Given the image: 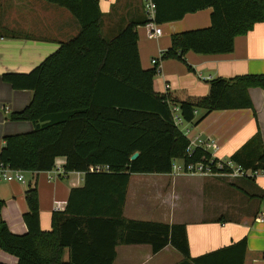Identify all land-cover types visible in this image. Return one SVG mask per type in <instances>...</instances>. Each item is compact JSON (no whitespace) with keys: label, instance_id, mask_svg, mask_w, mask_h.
<instances>
[{"label":"trees","instance_id":"trees-1","mask_svg":"<svg viewBox=\"0 0 264 264\" xmlns=\"http://www.w3.org/2000/svg\"><path fill=\"white\" fill-rule=\"evenodd\" d=\"M47 1L70 10L81 29L29 73L4 74L14 88L33 90L30 104L12 113L11 118L30 120L34 128L5 136L0 166L24 172L47 171L54 168L57 157L64 156L65 171L86 172V184L72 191L65 212L53 214L52 230L47 232L40 224L36 183L26 191L25 234L10 231L2 217L5 201L0 198V249L16 256L18 264H62L65 247L70 249L69 264H112L118 243H148L154 252L171 244L184 255L181 264H245L246 239L192 258L185 224L139 221L122 215L132 173H170L177 159L208 162L211 158L203 148L187 153L190 139L176 124L171 101L154 91L157 64L148 69L142 66L136 28L146 24L147 17L143 22H131L108 39L102 35L99 0ZM154 1L158 24L212 7L211 24L172 34L171 46L162 58H183L188 51L229 53L237 36L264 22V0ZM208 83V113L251 108L249 90L264 89V74L217 77ZM176 102L184 122H192L202 106L190 100ZM136 152L139 156L131 160ZM230 160L244 170L264 171L261 132ZM97 165H108L110 170H91ZM80 196L89 199L77 207L75 200ZM103 227L113 231L108 252L92 247L103 243L97 234ZM83 246L87 253L80 251Z\"/></svg>","mask_w":264,"mask_h":264},{"label":"crops","instance_id":"crops-1","mask_svg":"<svg viewBox=\"0 0 264 264\" xmlns=\"http://www.w3.org/2000/svg\"><path fill=\"white\" fill-rule=\"evenodd\" d=\"M102 11V35L111 39L131 22L146 19L143 0H99ZM212 7L186 14L175 21L159 23L162 34L151 36L145 24H138V50L146 69L157 64L154 91L167 95L172 109L176 101L190 100L202 104L192 122H184L182 131L190 140L215 139L219 149L209 151L216 158L229 160L258 131L264 141V89L249 90L251 108L215 109L208 113V81L217 77L264 74V22H258L245 35L235 38L234 49L224 54H201L188 51L183 58H162L171 46V36L211 24ZM81 25L65 7L47 0H0V151L5 136L30 131V120H13L33 99L28 88H14L4 79L6 73H29L63 42L73 39ZM157 59V63H153ZM208 104V103H207ZM180 162V161H179ZM64 156L55 160L63 168ZM54 165V166H55ZM55 168V167H54ZM47 171H26L24 181H6L0 177V198L5 201L2 217L11 232H28L24 214L28 211L26 191L36 183L40 224L43 231L52 230V216L65 212L74 189L86 184V172L70 171L57 175ZM264 173L253 179L226 174L132 173L128 184L123 216L126 219L166 224H185L190 256L204 255L247 240L245 264H264ZM89 197L80 196L75 206ZM104 241L98 247L112 248L113 231L99 228ZM88 249L80 248L87 253ZM112 264H181L184 255L168 244L154 252L148 243H118ZM85 257V255L83 256ZM88 260V256L86 257ZM91 260V259H90ZM88 260V261H90ZM0 261L18 264L16 256L0 249ZM70 249H63L61 263L69 264Z\"/></svg>","mask_w":264,"mask_h":264},{"label":"built area","instance_id":"built-area-1","mask_svg":"<svg viewBox=\"0 0 264 264\" xmlns=\"http://www.w3.org/2000/svg\"><path fill=\"white\" fill-rule=\"evenodd\" d=\"M144 1V9L147 17L146 26L150 31L151 36L158 37L162 34V28L156 21V9L157 4L154 0H143ZM163 53V52H162ZM162 55V54H161ZM157 59H153V63L156 64ZM173 116L176 124L181 126L184 121L180 114L177 113L178 108H174ZM196 148H203L206 151H216L219 149V144L217 141L211 137L207 139H198V140H190V144L187 148V153L192 154ZM211 154V158L208 162L198 161V162H184V160L177 159L173 164V172H184L190 174H206V175H214V174H226L232 177H242V176H253L256 177L259 174H263L264 171H255L252 170H244L241 166H238L234 162L229 160H221L215 157L213 153ZM180 161V162H179ZM54 171L57 175L65 174V169L57 164L54 166ZM228 169V170H226ZM91 170L100 172V171H109L110 168L108 165H97L91 168ZM0 177H2L6 181H24V171L10 168L8 166L1 165L0 166ZM260 219L264 221V216L261 215Z\"/></svg>","mask_w":264,"mask_h":264},{"label":"water","instance_id":"water-1","mask_svg":"<svg viewBox=\"0 0 264 264\" xmlns=\"http://www.w3.org/2000/svg\"><path fill=\"white\" fill-rule=\"evenodd\" d=\"M138 156H139V152L134 153V154L131 156V160L136 159Z\"/></svg>","mask_w":264,"mask_h":264},{"label":"rangeland","instance_id":"rangeland-1","mask_svg":"<svg viewBox=\"0 0 264 264\" xmlns=\"http://www.w3.org/2000/svg\"><path fill=\"white\" fill-rule=\"evenodd\" d=\"M184 126V125H183ZM183 126L181 125V128H183Z\"/></svg>","mask_w":264,"mask_h":264}]
</instances>
